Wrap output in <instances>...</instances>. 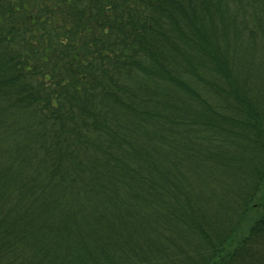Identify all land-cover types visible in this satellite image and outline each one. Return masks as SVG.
Listing matches in <instances>:
<instances>
[{"label":"trees","instance_id":"1","mask_svg":"<svg viewBox=\"0 0 264 264\" xmlns=\"http://www.w3.org/2000/svg\"><path fill=\"white\" fill-rule=\"evenodd\" d=\"M0 264H264V0H0Z\"/></svg>","mask_w":264,"mask_h":264}]
</instances>
